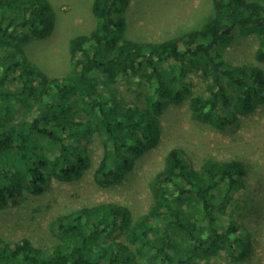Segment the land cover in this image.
<instances>
[{
    "label": "trees",
    "instance_id": "1",
    "mask_svg": "<svg viewBox=\"0 0 264 264\" xmlns=\"http://www.w3.org/2000/svg\"><path fill=\"white\" fill-rule=\"evenodd\" d=\"M130 2L92 0L94 30L69 41L67 75L48 77L19 56V45L51 34L50 3L0 0V211L21 203L26 193L43 194L53 179L80 180L91 167L87 145L96 134L104 156L94 178L101 187L120 184L159 145L158 116L168 103L191 95V74H201L206 89L190 96L189 108L216 129L264 103V70L223 57L233 38L256 37L255 58L264 61V1L212 0L204 22L159 43L125 38ZM132 84L144 90L140 103L120 93L119 85L136 88ZM244 171L240 161L215 159L196 171L172 148L149 183L147 213L133 221L127 207L112 203L71 211L52 223L59 244L41 249L27 238L0 240V264L243 261L249 234L227 218V210L246 191Z\"/></svg>",
    "mask_w": 264,
    "mask_h": 264
},
{
    "label": "rangeland",
    "instance_id": "2",
    "mask_svg": "<svg viewBox=\"0 0 264 264\" xmlns=\"http://www.w3.org/2000/svg\"><path fill=\"white\" fill-rule=\"evenodd\" d=\"M48 2L54 25L51 34L32 37L19 45V56L48 77H63L69 69V41L72 37L90 34L95 28L90 9L92 0ZM212 8V0H131L124 14L125 38L136 42H162L199 26L210 16ZM258 45L256 37L233 38L223 49L224 60L234 66L255 65L264 70V61L255 58ZM189 84L191 97L206 89L201 74H191ZM131 87L136 88L119 85L120 93L126 100L140 103L144 90L137 89L136 84ZM229 93L234 98L235 87L229 88ZM190 96L179 104H167L158 116L159 145L137 160L120 184L101 187L94 178L104 156L102 139L96 134L87 145L91 167L80 180L66 183L53 179L43 194L26 193L21 203L0 211V240L11 243L27 238L37 248L52 249L60 243L52 228L55 219L100 204L127 207L135 221L152 205L151 179L163 169L167 152L178 148L196 171H200L208 159L243 163L246 191L238 193V202L227 210V218L234 217L249 234V253L243 261L222 258V263L264 264V103L252 113L238 116L233 124L216 129L192 114ZM120 241L130 246L125 237Z\"/></svg>",
    "mask_w": 264,
    "mask_h": 264
}]
</instances>
